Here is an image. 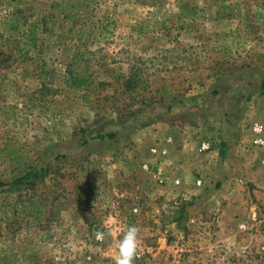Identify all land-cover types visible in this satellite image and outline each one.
Listing matches in <instances>:
<instances>
[{
  "label": "rangeland",
  "instance_id": "374dc122",
  "mask_svg": "<svg viewBox=\"0 0 264 264\" xmlns=\"http://www.w3.org/2000/svg\"><path fill=\"white\" fill-rule=\"evenodd\" d=\"M96 1L75 21L50 17L52 0H0V264H113L119 237L94 238L108 216L140 229L134 264H264V164H230L220 193L178 143L207 152L219 121L234 136L264 124L246 114L264 0ZM170 125L196 135L169 140ZM28 165L43 177L13 185Z\"/></svg>",
  "mask_w": 264,
  "mask_h": 264
},
{
  "label": "crops",
  "instance_id": "0c3cea01",
  "mask_svg": "<svg viewBox=\"0 0 264 264\" xmlns=\"http://www.w3.org/2000/svg\"><path fill=\"white\" fill-rule=\"evenodd\" d=\"M255 94L256 95H252L250 100H248L247 102L248 111L245 112L248 116H250V120L248 123L264 119V115H258V111H256L257 109H260L262 110V112H264V96L258 97L257 93ZM183 126L184 127H175L170 125V127L166 129V131L169 133L166 134L167 138L169 140H176L180 138L181 140L185 138L184 134L188 133H190V136L192 138L195 137V133L197 131L195 127H192V125ZM216 128L218 129V131H216V134H212V136L215 137L216 143L211 150L207 152L195 150L193 154H189L188 144L186 143V141L184 143H181L180 141L178 143L184 146L186 152L184 154H180L179 158L181 160L189 162V167H191V169L196 173H200V176L204 178L203 186L213 187V185H218L217 183H220L219 192L223 193L224 188L230 182V180L227 178L228 174L232 171L230 169V164L238 161V164L240 163L243 166L242 170H245L246 173L251 170L256 171L251 169L253 166L252 163L259 160V162H262V164H264V146L249 148L248 143L252 138V132L250 131V129L241 131L240 134L234 136L232 133L228 134L227 125L220 123V121L216 125ZM165 137L161 142L166 141ZM245 147L248 149L246 150ZM220 149L223 150L224 157L220 156ZM249 149H251L250 152L252 151V153L248 152ZM181 153H183V151H181ZM236 156H243L244 159H236ZM194 159H196V161ZM192 160H194L192 163L193 165L190 164ZM200 160H202L203 162H200ZM256 175L252 178V181L254 185L259 186L261 180L257 178H259L260 175L264 177V169L262 167H260V169L258 168ZM262 184L264 185V183ZM199 194H203V191L199 192ZM218 219L219 223H221V221L224 220V217L219 216ZM223 223L224 221L222 222V224Z\"/></svg>",
  "mask_w": 264,
  "mask_h": 264
},
{
  "label": "trees",
  "instance_id": "16d2710c",
  "mask_svg": "<svg viewBox=\"0 0 264 264\" xmlns=\"http://www.w3.org/2000/svg\"><path fill=\"white\" fill-rule=\"evenodd\" d=\"M96 0H52L51 4L49 5L50 10L49 14L50 17H52L55 14H61L62 18L64 19H70V20H83L86 17V14L89 13V10H91L92 6L96 3ZM82 7V8H81ZM54 11V12H52ZM39 18H37L38 21ZM41 20H45V18H42ZM12 28L15 29V24H12ZM22 38V47L20 48V53H26V44L35 45V38L36 35L34 31L30 32H23L21 35ZM66 86L68 88H71L72 90H80L82 91V95L80 97L85 98L87 91H88V82L87 79L80 78L74 75H70L65 79ZM257 95L259 97L264 95V73L262 75ZM107 137L111 138L113 137V134H107ZM220 156L224 157L223 150L220 149ZM18 157V156H17ZM18 163H21L18 161ZM17 163V164H18ZM20 165V164H19ZM18 167V166H17ZM15 170L20 174L19 177L15 178L12 182L13 185H17L20 181L24 179H38L42 178L43 175H39L36 170H34L32 165H28L27 167L23 168H15ZM27 207H34L37 208L38 204L37 201H31L29 203V206ZM26 207V208H27ZM5 258V264H11L12 258L7 254L4 255Z\"/></svg>",
  "mask_w": 264,
  "mask_h": 264
},
{
  "label": "clouds",
  "instance_id": "9594fccd",
  "mask_svg": "<svg viewBox=\"0 0 264 264\" xmlns=\"http://www.w3.org/2000/svg\"><path fill=\"white\" fill-rule=\"evenodd\" d=\"M105 231H96L94 238L103 241L105 236H118L111 256L113 264H134L139 249V231L135 225H128L115 216H108L104 221Z\"/></svg>",
  "mask_w": 264,
  "mask_h": 264
},
{
  "label": "built area",
  "instance_id": "2783aa9c",
  "mask_svg": "<svg viewBox=\"0 0 264 264\" xmlns=\"http://www.w3.org/2000/svg\"><path fill=\"white\" fill-rule=\"evenodd\" d=\"M250 131L252 132V138L248 143L249 148H257L264 146V124L259 122H253L250 125ZM213 146L214 143L208 140H202L199 143V149L202 151L211 150ZM160 175L162 176L161 181L165 182L167 176L159 173V176ZM178 183L179 181L175 179L174 184L178 185ZM196 183L199 185L201 183V180H196Z\"/></svg>",
  "mask_w": 264,
  "mask_h": 264
}]
</instances>
